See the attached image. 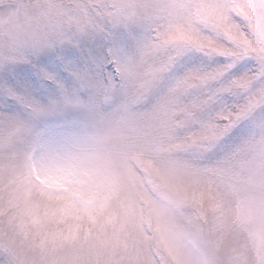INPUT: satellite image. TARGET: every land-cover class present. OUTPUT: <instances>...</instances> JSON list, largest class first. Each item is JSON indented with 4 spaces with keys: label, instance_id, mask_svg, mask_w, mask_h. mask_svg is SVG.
Returning a JSON list of instances; mask_svg holds the SVG:
<instances>
[{
    "label": "snow or ice",
    "instance_id": "6c2138e0",
    "mask_svg": "<svg viewBox=\"0 0 264 264\" xmlns=\"http://www.w3.org/2000/svg\"><path fill=\"white\" fill-rule=\"evenodd\" d=\"M0 264H264V0H0Z\"/></svg>",
    "mask_w": 264,
    "mask_h": 264
}]
</instances>
